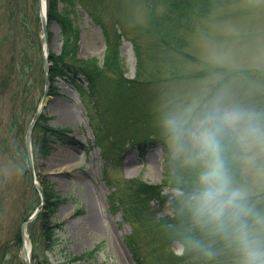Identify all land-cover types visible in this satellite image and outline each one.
<instances>
[{"label": "rangeland", "instance_id": "obj_1", "mask_svg": "<svg viewBox=\"0 0 264 264\" xmlns=\"http://www.w3.org/2000/svg\"><path fill=\"white\" fill-rule=\"evenodd\" d=\"M18 1L0 0V79L8 75L13 56L15 29L11 31L9 24L15 23L9 13ZM192 1L193 10L187 9L176 22L182 40L171 45L153 28L149 14L150 5L163 13L161 0L61 1L79 30L78 58L104 62L106 28L112 36L115 31L122 34V67L107 68L102 74L106 80L97 85L94 95L67 78L57 76L53 81L55 92L49 93L44 121L71 128L83 145L52 137L46 141V152L36 159L38 181L55 200L52 221L61 225L55 234L56 249L48 254L52 262L64 261L70 252L84 255L73 264H138L135 242L149 257L162 254L164 248L153 238L158 233L152 227L154 220L172 213V196L164 205L152 201L153 217L140 221L132 185L133 180L160 184L172 161L187 164L185 157L173 153L163 122L187 114L190 108L198 113L217 101L264 112V0H205L204 7V0ZM181 13L179 6L175 16ZM48 31L50 51L60 54V23L53 20ZM8 33V40H3ZM10 97L9 93L0 96V134L9 121ZM234 179L252 196L264 198V182L242 163ZM40 202V193L29 185L27 175L0 153V264H25L23 249L13 235L26 213L31 214ZM40 223L33 225L35 235ZM90 251L93 254L87 255Z\"/></svg>", "mask_w": 264, "mask_h": 264}, {"label": "trees", "instance_id": "obj_2", "mask_svg": "<svg viewBox=\"0 0 264 264\" xmlns=\"http://www.w3.org/2000/svg\"><path fill=\"white\" fill-rule=\"evenodd\" d=\"M61 1L66 3H78L84 0H47V17L48 24L53 20L60 23L62 35V51L60 54L51 52L50 54V92L54 91L53 81L57 76L67 78L70 82L76 83L79 86L88 87L91 93L96 94L97 85L105 82L102 74L107 68L122 67L121 44L122 34L115 31L114 36L105 28V36L107 41V55L102 64H98L96 58L83 59L78 58L80 49V35L76 25H74L66 6L61 8ZM78 1V2H77ZM159 1V0H157ZM165 4L164 11L161 15L155 10L154 5H150V16L153 18V28L158 31L164 43L172 44L174 40H182L178 37L175 31L176 22L184 18L187 14V9H192V0H161ZM203 7L205 0L202 2ZM160 4V3H159ZM181 6V16L176 17V8ZM184 12V13H183ZM185 14V15H182ZM160 16V18L155 16ZM162 16V17H161ZM175 16V17H174ZM9 29L14 28L15 37L11 41V50L13 56L11 64L8 68V75L2 76L0 79V96L9 93L11 99V113L7 126L0 134V153H3L8 160H13L17 168L25 175L29 181V185L34 189L32 175L29 167L27 151L25 146V133L27 126L36 111L39 101L43 95L45 87V74L43 67V53L41 40V18L38 0H31L28 5L23 0H19L16 4L10 7ZM160 19V20H157ZM155 21V23H154ZM9 31V30H8ZM9 33L6 34L3 40H8ZM161 40V41H162ZM89 66V68H88ZM123 83V82H121ZM125 83V82H124ZM123 83V84H124ZM133 84V83H132ZM86 85V86H85ZM131 86V84H129ZM11 91L9 92V89ZM130 87L125 86L124 89ZM37 90V91H36ZM45 114L41 113L35 123L32 133V146L34 152V161L42 152H46L47 143L50 138L70 145H83V143L75 138L71 133V128L62 126H50L45 123ZM97 137L99 132L96 131ZM15 137V138H11ZM14 143H11L12 141ZM47 141V143H46ZM138 142V141H136ZM116 147H121L114 143ZM172 166H168L166 175L160 184H151L143 181L133 180L132 197L136 202L137 210L140 216V221L145 217H153L151 210V202L154 201L160 205H164L169 196H172L170 205L172 213L164 215L157 220L152 228H156V233L153 238L161 243L164 248L163 253L154 256H147L141 252L138 243H134L133 251L138 260V264H230V257L227 253L221 252L213 261H207L195 253H186L183 257H175L171 254V247L176 240V234L181 225L180 217L177 214L178 198L177 194H169L166 190L176 188L181 191L187 190L194 179L195 170L188 164L182 165L180 161H172ZM112 166V163H108ZM241 163L239 161L233 163L234 175H240ZM45 192L44 209L29 225L28 231L31 233L34 246L32 250L33 264H73L74 262L84 258V255L76 256L70 252L67 253V258L64 261L52 262L51 252L56 249L55 238L56 230L61 228V225L52 221L51 208L55 203L51 191L46 185L43 186ZM254 200L264 204V198L261 195L252 196ZM151 210V211H150ZM27 212V211H26ZM27 214V215H26ZM24 220L30 215L26 213ZM23 220V221H24ZM139 220V219H137ZM40 223V230L36 235L33 231V225ZM145 223V221H143ZM148 228H151L148 227ZM16 243L22 247V238L20 228L13 235ZM41 250H39V248ZM219 247V245H217ZM161 248V249H162ZM64 248H62L63 250ZM94 251L87 252L91 255ZM85 254V255H86ZM37 261V262H36Z\"/></svg>", "mask_w": 264, "mask_h": 264}, {"label": "clouds", "instance_id": "obj_3", "mask_svg": "<svg viewBox=\"0 0 264 264\" xmlns=\"http://www.w3.org/2000/svg\"><path fill=\"white\" fill-rule=\"evenodd\" d=\"M193 112L163 122L173 153L195 170L177 194L181 225L171 254L213 261L225 252L230 264H264V204L233 172L239 161L264 182V112L219 101Z\"/></svg>", "mask_w": 264, "mask_h": 264}, {"label": "water", "instance_id": "obj_4", "mask_svg": "<svg viewBox=\"0 0 264 264\" xmlns=\"http://www.w3.org/2000/svg\"><path fill=\"white\" fill-rule=\"evenodd\" d=\"M39 8H40V17H41V24H42V31H43V65H44V73H45V87L44 93L41 99V102L35 111L34 115L32 116L31 121L28 124L26 130V137H25V144H26V151L28 155V161L30 170L33 177V182L35 187L38 189L41 202L36 207V209L32 212V214L22 223L21 226V238L23 242V251L25 255V262L26 264H32V247L29 244V234H28V226L29 224L38 216L41 210L44 208L45 205V193L42 184L38 181L36 176L35 167H34V155H33V147H32V132L35 126L36 121L38 120L40 114L43 112L44 107L46 106L47 100L49 98L50 93V50H49V33H48V17H47V1L46 0H38ZM29 244V245H28Z\"/></svg>", "mask_w": 264, "mask_h": 264}, {"label": "bare ground", "instance_id": "obj_5", "mask_svg": "<svg viewBox=\"0 0 264 264\" xmlns=\"http://www.w3.org/2000/svg\"><path fill=\"white\" fill-rule=\"evenodd\" d=\"M65 112H67L66 110H65ZM29 245V244H28Z\"/></svg>", "mask_w": 264, "mask_h": 264}]
</instances>
